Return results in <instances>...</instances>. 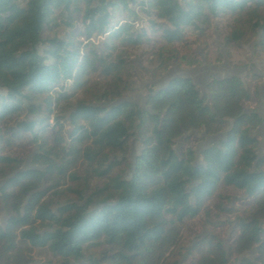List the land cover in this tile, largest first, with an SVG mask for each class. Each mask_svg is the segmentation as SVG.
I'll use <instances>...</instances> for the list:
<instances>
[{
  "label": "trees",
  "instance_id": "1",
  "mask_svg": "<svg viewBox=\"0 0 264 264\" xmlns=\"http://www.w3.org/2000/svg\"><path fill=\"white\" fill-rule=\"evenodd\" d=\"M207 18L241 20L223 46L264 53V0H0V264H264V70L128 100V55L186 44Z\"/></svg>",
  "mask_w": 264,
  "mask_h": 264
},
{
  "label": "rangeland",
  "instance_id": "2",
  "mask_svg": "<svg viewBox=\"0 0 264 264\" xmlns=\"http://www.w3.org/2000/svg\"><path fill=\"white\" fill-rule=\"evenodd\" d=\"M241 23V20L237 21L236 19L221 18L218 21H213L207 18L200 23L201 36L191 37L186 44L162 48L161 46H156L150 54L143 55L141 58H137L135 54H129L127 59L139 66L141 71L133 72L134 78L129 82L128 100L137 106H143V97L148 87L158 90L169 79L177 76L189 78L196 86L198 93L205 97V88L210 80H221L234 76L243 81L246 76H250L251 72L255 75L262 73L264 70V53L259 49L257 42L223 46L225 40L234 31H242L248 34L247 28L243 26L244 24L240 28ZM98 44V40H92L93 47L97 48ZM95 82L97 81L91 80L90 86H93ZM258 90L259 100L256 108L258 115L264 121V88L261 86ZM84 94L81 95V98L85 96ZM255 135L259 142L257 156L264 157V123L255 131ZM219 139L222 138H207L197 147V151L205 149ZM133 148L134 152L138 151L137 146ZM174 151L178 153L177 148ZM29 152H31L30 148H12L5 154L25 162L24 169H28L31 158ZM221 193L229 196L231 198L229 201H232V207L242 214L244 208L240 205V201L236 199L237 196L229 189L222 190ZM65 197L67 195L61 198H52V200L61 202ZM4 223V213L0 208V229L3 228ZM181 230L183 238L189 236L192 231L199 232L197 223L194 220L185 222ZM213 233L221 238L226 237V233L221 229H215ZM183 244L186 245V242L183 241ZM32 257L37 260L34 255ZM252 257L253 252L249 255V258ZM50 262L58 264L54 260ZM175 262L176 264H188L187 262L179 261L177 258L172 259L168 264H175Z\"/></svg>",
  "mask_w": 264,
  "mask_h": 264
},
{
  "label": "water",
  "instance_id": "3",
  "mask_svg": "<svg viewBox=\"0 0 264 264\" xmlns=\"http://www.w3.org/2000/svg\"><path fill=\"white\" fill-rule=\"evenodd\" d=\"M177 77H179V76H177ZM181 78H186V77H181Z\"/></svg>",
  "mask_w": 264,
  "mask_h": 264
},
{
  "label": "crops",
  "instance_id": "4",
  "mask_svg": "<svg viewBox=\"0 0 264 264\" xmlns=\"http://www.w3.org/2000/svg\"><path fill=\"white\" fill-rule=\"evenodd\" d=\"M257 114H258V112H257ZM261 118V117H260Z\"/></svg>",
  "mask_w": 264,
  "mask_h": 264
},
{
  "label": "flooded vegetation",
  "instance_id": "5",
  "mask_svg": "<svg viewBox=\"0 0 264 264\" xmlns=\"http://www.w3.org/2000/svg\"><path fill=\"white\" fill-rule=\"evenodd\" d=\"M262 119V118H261ZM263 123H264V121H263Z\"/></svg>",
  "mask_w": 264,
  "mask_h": 264
}]
</instances>
